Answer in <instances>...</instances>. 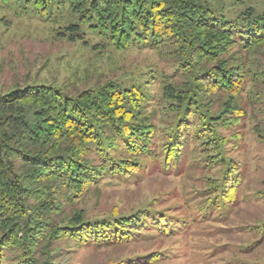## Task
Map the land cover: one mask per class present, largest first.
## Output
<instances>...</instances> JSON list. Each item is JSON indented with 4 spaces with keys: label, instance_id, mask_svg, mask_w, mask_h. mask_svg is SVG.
<instances>
[{
    "label": "trees",
    "instance_id": "trees-1",
    "mask_svg": "<svg viewBox=\"0 0 264 264\" xmlns=\"http://www.w3.org/2000/svg\"><path fill=\"white\" fill-rule=\"evenodd\" d=\"M1 1L61 22L69 32L57 35L70 41L85 27L103 47L167 54L182 80L157 74L138 84L94 83L73 95L45 86L0 94V264H53L35 254L40 247L48 257L56 240L103 247L181 231L179 217L151 206L98 218L79 209L55 219L62 200L77 203L104 179H130L149 162L210 173L199 193L203 218L230 211L241 191L264 202V191L243 189L242 166L226 155L230 139L220 131L247 116L246 100L258 106L251 129L264 140V67L249 58L264 47V9L243 0ZM156 80L161 101L147 111L145 86ZM252 229L264 235V220Z\"/></svg>",
    "mask_w": 264,
    "mask_h": 264
},
{
    "label": "rangeland",
    "instance_id": "rangeland-1",
    "mask_svg": "<svg viewBox=\"0 0 264 264\" xmlns=\"http://www.w3.org/2000/svg\"><path fill=\"white\" fill-rule=\"evenodd\" d=\"M219 1L226 6L236 2ZM243 1L264 9V0ZM80 31L81 38L70 41L66 35H57L69 32L61 22L43 20L32 9L23 10L21 3L4 4L0 0V94L17 87L45 86L73 95L94 83L119 79L138 84L157 74L182 80L180 72H173V59L167 54L145 47L117 51L103 47L102 38L89 29L82 27ZM249 58L264 67V47ZM145 90L150 102L147 111H157L161 101L159 81L146 85ZM241 104L247 116L232 129H220L230 139L226 155L242 166L244 190L264 191V140L252 131L249 116L257 112L258 106L246 100ZM157 120L155 117L154 122ZM207 174L210 173L186 163L179 171H164L156 162H149L130 179L106 178L79 202L62 200L56 221L79 209L86 218H98L151 206L179 217L184 222L182 230L103 247L56 240L47 246L48 257L40 247L35 257L40 261L49 259L53 264H264V235L252 229L264 220V202L256 197L243 198L250 193L241 191L230 211L203 218L198 212L199 193L205 187ZM149 253H169V258L152 262L147 259Z\"/></svg>",
    "mask_w": 264,
    "mask_h": 264
}]
</instances>
